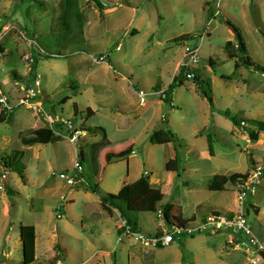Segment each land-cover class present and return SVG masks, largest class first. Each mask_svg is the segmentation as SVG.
<instances>
[{
    "label": "rangeland",
    "instance_id": "374dc122",
    "mask_svg": "<svg viewBox=\"0 0 264 264\" xmlns=\"http://www.w3.org/2000/svg\"><path fill=\"white\" fill-rule=\"evenodd\" d=\"M103 1L107 8H113L107 15L106 11L101 13L92 0L79 1L85 25L80 27L75 16L60 19L61 0H0V84L6 92L14 97L18 94L14 80L19 78L14 72H23L29 64L23 57L26 54H22L21 44L27 46L30 42L35 50L42 48L54 53V57L42 59L38 67L42 82L38 99L43 100L46 112L70 118L80 129L104 127L115 143L102 156L98 192L83 189L81 185L67 186L59 177L61 171L67 170V166L73 168L79 160L81 144L101 139V132L90 130L81 134L76 147L64 137L57 143L37 142L32 149H25L22 163L28 180L23 181L18 173L4 167L2 158L16 149L23 150L26 139H35L31 134L33 128L30 129L34 127L31 115L44 117L36 108L3 109L0 115V264L22 262V223L37 225L42 234L38 237V258L32 264H251L244 249H235L228 243L225 230L198 233L195 237L182 236L161 248L148 245L135 236L119 241L118 227L122 218L115 210H104L100 200L102 195L117 194L123 181L132 183L147 171L148 186L162 190L165 194L162 204L175 203L172 214L177 217L186 218L195 213L194 218H200L212 209L224 211L238 205L236 189L239 187L228 185L224 190H211L204 174L245 172L252 165L253 153L254 159L264 164V144L254 146V142L250 145L235 132L233 134V122L225 114L229 110L234 115L246 114L264 120V115H258L264 108L261 88L264 76L243 66L239 71L260 86L247 91V82L232 76L235 59L228 57L224 47L227 40L235 38L227 23L230 20L246 38L251 58L264 66V0ZM134 12L138 16L131 19ZM142 14L144 18L140 19ZM135 26L138 33L130 31ZM126 29L129 32L125 34ZM182 34L193 37L187 42L174 39ZM98 35L104 37L95 38ZM119 43L120 49H117ZM186 43L200 48L195 72L205 83L214 104L211 106L192 78L175 88L173 105L160 97V103L147 100L138 110L139 90L150 92L154 85L163 90L172 82ZM79 50L105 51L110 55L95 71L92 81L80 90L70 87L75 76L67 72L77 56L73 55ZM208 79L210 82L206 83ZM237 86L240 93L247 91L245 101L233 97ZM67 95L71 98L64 101ZM252 102L255 105L245 106ZM75 104L78 105L77 115ZM89 108L95 113L89 115ZM240 126L236 130L246 133V126ZM166 127L180 138L178 149L175 143L150 141L153 130ZM19 131L21 138L17 135ZM207 133L212 134L217 150L218 159L211 162L201 161L197 155L209 149ZM127 147L134 149L129 153H132L129 160L110 162L116 158H111L109 153ZM188 148L196 151L188 154ZM174 149L178 150L182 165L179 172L172 173L165 163L175 157ZM82 165L85 175L91 176L88 162ZM4 172L7 176L3 178ZM171 174L174 178L169 184ZM262 188L259 185V192L253 199L248 197L242 208L247 207L250 199L262 206ZM143 206L141 212L132 213L139 230L146 234L162 230L158 211L148 210L146 201ZM248 208L250 223L261 222L253 208ZM47 238L50 239L48 245L44 244ZM51 252L55 255L49 258ZM262 256L258 264H264V253ZM58 258L62 261L58 262Z\"/></svg>",
    "mask_w": 264,
    "mask_h": 264
},
{
    "label": "trees",
    "instance_id": "16d2710c",
    "mask_svg": "<svg viewBox=\"0 0 264 264\" xmlns=\"http://www.w3.org/2000/svg\"><path fill=\"white\" fill-rule=\"evenodd\" d=\"M80 0H61V8L63 10L62 16L60 19H69L70 17H76L80 27H83V12L80 7ZM95 3V6L99 9L101 13L107 8L106 4L103 0H92ZM228 25H230L231 29L235 33V40H227L225 43V50L230 59L238 58L235 64V71L232 76L238 75L239 68L243 66L252 67L255 70L264 72V66L260 63H257L254 59L251 58L248 52V44L246 38L244 37L241 29L233 24L230 20H227ZM191 34H182L176 36L174 39L176 41H184L192 39ZM54 53H50L48 51H41L39 49L33 50L32 59L30 57L26 58V61L29 62L30 72L28 77L30 80L34 81L36 76L37 65L40 60L52 58L54 57ZM241 60V61H240ZM213 64V63H212ZM14 76L19 78L18 80H22L25 78L20 75L18 72H14ZM27 78V77H26ZM226 78H230L227 76ZM188 79L186 76V72L184 69H180V72L177 73L169 86L165 89L166 98H162L167 103L173 105V93L175 88L178 85H182L184 81ZM196 84L200 89L201 93L213 103V99L210 96L209 92L205 87V83L200 80V76L198 72H196L195 76ZM29 81V80H27ZM210 82L208 79L206 83ZM205 82V81H204ZM73 87V85H72ZM155 90H158V86L154 87ZM68 97H65L66 101ZM75 115L78 114V105L75 104ZM94 113L92 108L88 109V114L92 115ZM225 114L231 118V120L237 124L241 125V122L244 120L243 117L232 114L229 110L225 111ZM55 117V116H54ZM249 122H252L257 125V130H250L249 134L252 140H257L259 138V131L264 130V120H258L254 118H246ZM55 128H61L63 126L62 121H55ZM81 130H90L91 132H101V139L88 143L86 146H80L81 150L79 151L78 157L79 162L87 161L90 167L91 176H86L83 171V176L85 177V182L81 184L86 190H90L93 192H98L100 186V178L103 169V161L102 156L105 150L114 146V142L109 138V135L104 127L101 126H90L83 127ZM31 134L38 139L41 143L48 144L51 142L60 141L63 139L62 136H58L55 134L54 129L50 125H46L40 127L36 130H32ZM150 141L153 143H175L178 149V146H181L179 143L180 138L178 135L169 127L159 128L153 130L149 135ZM210 152L213 154V144L210 141ZM131 152L130 148L120 150L119 152L109 153L111 158L115 157L116 160L122 159L126 157ZM24 156V151L22 149H16L7 157H3V164L6 169H10L18 173V175L25 180L24 166L22 163V159ZM108 156V157H109ZM251 161L254 163L253 157L251 156ZM255 164V163H254ZM181 159L179 156V152L177 150V156L175 158H171L166 162V169L168 171H177L181 169ZM247 173H231V174H217L214 175L210 179V189L211 190H221L224 188V184L227 182L237 183L240 182V178L246 177ZM149 184V173H143L138 179H136L132 183H125L123 187L119 190L117 194L110 193L107 195L101 196V206L107 212H112L113 210L117 211L121 218L126 219L129 224H131L133 231L137 232L139 230L138 222L133 219L132 213L141 212L144 210L143 202H147V209L150 211H158L163 208L165 219L168 223L179 222L181 224H187L191 219H185L181 217L174 216L172 214L171 203L162 204V200L164 198V193L161 189H154L148 186ZM145 190H144V189ZM144 190V191H143ZM143 191V192H141ZM161 204L163 207L161 208ZM121 229H118V232ZM198 233H193L191 235H187L185 237L191 236L195 237ZM211 234V233H209ZM20 235L21 241L23 244V259L19 264H32L36 260V240H37V231L36 226L34 224L22 223L20 225ZM158 247H164L162 244H159ZM61 260L58 258L57 261Z\"/></svg>",
    "mask_w": 264,
    "mask_h": 264
},
{
    "label": "built area",
    "instance_id": "2783aa9c",
    "mask_svg": "<svg viewBox=\"0 0 264 264\" xmlns=\"http://www.w3.org/2000/svg\"><path fill=\"white\" fill-rule=\"evenodd\" d=\"M185 42H187V40H185ZM34 43L37 45L35 40ZM199 49V46H193L189 43L185 44V51L177 73H179L182 68L185 70L188 79L195 78V68L198 66L200 59ZM39 50L44 52L42 48H39ZM28 57L32 59V53ZM102 59V56H100L97 60L99 61ZM14 86L17 88L18 92L15 97L6 92L4 87L0 84V104L5 111H11L17 106L36 108L37 111L41 113V115H43V117H45L49 122V125L54 129L56 135L68 137L69 140L75 144V146L78 145L83 130L76 127L72 122L73 120L70 118H59L58 116L52 117V115L44 109L43 100L38 99V95L41 94V81L39 77H37L34 81L15 79ZM153 93L158 94L161 98H166L165 89L151 92H146L141 89L137 93L140 103L145 104L147 100H149L148 95ZM11 96L14 98L12 99ZM54 120L62 121L63 126L61 128H55ZM241 124L243 126L247 125L245 120H243ZM83 171V165L79 162V160H77L72 169L61 171L59 173V177L65 181L67 186L76 187L85 182ZM144 173L148 174L147 171ZM246 173V177L240 178V182H238L239 189L237 191V203L241 208L243 207L246 199L250 195L257 192L258 186L261 184L264 176V164L257 163ZM6 176L7 173L4 172L2 177L4 178ZM62 198H65V196L62 195ZM61 206L62 205L59 204V207ZM158 216L162 218L163 229L152 234H146L141 231H133L131 224H129L126 219L122 218V223L118 227V229H121V231L118 232V240L122 241L125 237L135 236L148 245L158 247L159 244H162L163 246L171 244L177 238L191 235L193 233L209 232L212 234L225 230L228 232V242L230 245L235 249H244L249 263L258 264L263 259L262 253H264V238L256 234L248 219V213L244 211L243 208L239 212H235L233 214L215 210L199 220L189 221L185 225L179 222L168 223L165 219L163 209L158 210Z\"/></svg>",
    "mask_w": 264,
    "mask_h": 264
},
{
    "label": "crops",
    "instance_id": "0c3cea01",
    "mask_svg": "<svg viewBox=\"0 0 264 264\" xmlns=\"http://www.w3.org/2000/svg\"><path fill=\"white\" fill-rule=\"evenodd\" d=\"M117 4V3H116ZM114 8H115V6H114ZM135 8V7H134ZM133 8V9H134ZM113 10V8H106L104 11H106L105 12V15H107V14H109V11L111 12ZM137 16L138 15H136L135 16V12L132 14V18L131 19H133L134 17L135 18H137ZM144 18V15L142 14V15H140V19H143ZM85 26V25H84ZM132 33H138L139 32V29L135 26V27H132V29L130 30ZM129 32V29H126V32H125V34L126 33H128ZM231 34H233V36H235V33H234V31L232 30L231 31ZM92 35H90V37H91ZM179 36V35H178ZM102 37H104V36H101V35H98V36H96L95 38H102ZM175 38V37H174ZM231 40H235V38L234 39H231ZM93 41H97L96 39H94ZM120 44L121 43H119L118 44V46H117V49H120ZM20 49H21V52H22V54H26L25 56H23L25 59L28 57V56H30L31 55V53L33 52V50H35V47L29 42L28 43V45L27 46H25V44L23 45V44H21L20 45ZM98 54V55H97ZM77 55V56H76ZM102 56V60H97L99 57H97V56ZM73 56H76V58H74L73 59V62H72V66H70V67H67V72H68V74H70V75H73V76H75V77H73L72 78V80H71V82H70V87H72V85H73V89H82V87H84V85H87L88 84V82H91L92 81V79H93V74L95 73V71L98 69V68H100V65H102V63L110 56L109 54H107L105 51H101V52H99V53H93L92 51L91 52H89V51H84V50H79V51H77V52H75V54L73 55ZM182 59V58H181ZM181 59L179 60V61H177V63H176V66H175V75L177 74V71H178V68H179V64H180V62H181ZM238 60V58H235V64H236V61ZM40 62H41V60L39 61V63H38V65H37V70H36V76L38 77V67H39V64H40ZM210 62H211V60H210ZM211 65L212 66H214V64H212L211 63ZM108 66L109 67H111L112 68V65L110 64V63H108ZM242 67H243V65L239 68V70H242ZM247 67V66H246ZM249 68V70H255L254 68H252V67H248ZM258 73L260 72L263 76H264V72H261V71H258V70H256ZM18 72V71H17ZM29 72H30V65L28 64V67H27V69H25L23 72H18L20 75H22V76H24L25 78H22V80H29V81H31L30 80V78L28 77V75H29ZM174 75V76H175ZM27 77V78H26ZM237 78H238V80H242L244 83H246L247 82V88H246V90L248 91V90H251V91H253V89L254 88H256V87H260L259 85H257L258 84V82L256 81V80H249L247 77H245L244 76V72L243 71H238V75H237ZM244 78H245V80H244ZM249 80V81H248ZM41 81V80H40ZM2 85V84H1ZM41 85H42V82H41ZM156 85H154L153 86V90L152 91H156L155 89H154V87H155ZM167 86H164V88H166ZM263 90H264V86H262L261 87ZM85 90H87V89H85ZM246 90H244L243 92H241L240 93V88H239V86H237V91L235 92V93H233V95H235V96H233V97H238L240 100H242V101H245V94H248L247 93V91ZM151 92V91H150ZM174 92H175V90H174ZM65 97H68V99H70L71 97L69 96V95H67V96H65ZM64 97V98H65ZM173 99H174V93H173ZM213 99V98H212ZM149 100H151V101H153V102H157V103H160V101H161V99L159 98V99H149ZM174 101V100H173ZM209 101V100H208ZM209 103H210V101H209ZM211 104V106L214 104V99H213V103H210ZM145 105V104H144ZM253 105H255V103L254 102H252V103H247L245 106L246 107H251V106H253ZM25 107H27V108H29L28 106H25ZM143 108V104H139L138 106H137V109L138 110H141ZM26 109V108H25ZM3 111V107H2V105H0V115H1V113H3L2 112ZM93 111H94V109H93ZM263 112H264V108H261L260 109V111L258 112V115L259 116H263L264 114H263ZM94 113H95V111H94ZM93 113V114H94ZM52 114V117H54V116H56V113L54 114V113H51ZM54 115V116H53ZM31 116H33V118H34V127H30V129L31 128H33V129H31V130H36V129H38V128H40V127H43V126H46L47 125V120H46V118L44 117V119H41L40 117H39V115L38 114H33V115H31ZM35 116V117H34ZM240 117H243L244 118V120L247 122V125H246V133H241L242 131L241 130H236V128H241V126L240 125H237V124H235L233 121V130H232V132H233V134H234V132L236 133V135L237 136H241L242 137V139H245V140H247V142H248V144H250V145H252V143H254L255 142V145L254 146H257V145H259V144H264V130H260L259 131V138L257 139V140H253L252 141V139H251V137H250V134H249V131L252 129V130H257L258 129V127H257V125L256 124H254V123H252V122H249L246 118H249V119H251V118H254V119H258V118H256V117H254V116H249V115H241ZM230 118V117H229ZM231 119V118H230ZM167 119H165V121H166ZM258 120H263V119H258ZM207 127V126H206ZM29 129V128H28ZM201 130H205V128H202ZM241 131V132H240ZM86 132V130H83V133H85ZM207 131H205V133H206ZM19 134V138H21V137H23V136H20V131L17 133V135ZM207 137H208V140H209V144H210V141L212 142V144H213V149H214V152H213V154L210 152V146H209V149H205V150H203V152H202V154H200V153H198L197 155H198V157H199V160H206V159H208L209 160V162H211V161H213V160H215V159H218L217 158V150H216V147H215V145H214V139H213V137H212V134L211 133H207ZM63 139H64V137H63ZM62 139V140H63ZM62 140H60V141H62ZM30 141V139H26V141H25V143H24V147H23V151L25 150V149H27V150H29V149H32L33 148V145L34 144H36L37 142H39V143H41L38 139H34L33 141H30L31 143H28ZM60 141H56V142H51V143H57V142H60ZM97 141V140H96ZM92 142H94V141H92ZM133 142V141H132ZM88 143H91V142H88ZM88 143H85V144H81L80 146H82V147H84V146H86ZM42 144H44V143H42ZM166 144H171V142L170 143H166ZM76 147V146H75ZM177 147V146H176ZM176 147H175V149H176ZM127 148H130L131 149V152L133 153L134 152V149H133V147H127ZM126 148V149H127ZM172 150L173 152H174V154H175V157L177 156V150ZM106 151V150H105ZM196 151V149H194V148H188L187 149V153L188 154H190V153H194ZM105 153V152H104ZM103 153V154H104ZM131 153V154H132ZM25 154V153H24ZM131 154H128L126 157H124V158H122V159H127V160H129L130 159V156H131ZM253 156V160H254V163L255 164H257V163H259L256 159H254V153L252 154ZM175 157H171V158H175ZM170 158V159H171ZM120 160V159H119ZM169 160V159H168ZM167 160V161H168ZM113 161H117L116 159L115 160H110V162H113ZM166 161V162H167ZM253 162H252V165H251V167L247 170V171H249L255 164H254ZM165 167H166V163H165ZM72 167H70V166H67L66 167V169L68 170V169H71ZM231 169V168H230ZM24 170H25V168H24ZM247 171H245V172H247ZM7 173H8V170L6 171ZM170 172H175V171H170ZM245 172H240V171H234V172H231V173H245ZM231 173H213V174H211V173H209V174H204L205 176H207L208 177V184H209V187H210V179L214 176V175H217V174H231ZM178 175H179V173H178ZM173 178H174V175L173 174H171V177H170V179H169V181H168V183L169 184H172V182H173ZM25 180H28L27 179V177H26V174H25ZM25 180H23V181H25ZM121 180H122V177H121ZM262 183L260 184V188H261V185H262V189L264 190V176H263V178H262ZM186 183V182H185ZM125 184V181H123V183H122V185H119V190L123 187V185ZM228 185H232L233 187H236V188H238V184L237 183H232V182H227V183H225L224 184V188L223 189H221V190H224V189H226V188H228L227 186ZM84 189V188H83ZM162 191V190H161ZM219 191V190H218ZM238 190L236 189V204H238L237 203V195H238V192H237ZM259 192V190L257 191V193ZM165 195V194H164ZM256 194H252V195H250L249 196V198H251V199H253L254 198V196H255ZM249 200L247 203H246V208H243L244 209V211H246L247 213H249V210H250V208H248V206H250V207H252L253 208V210H254V212H255V214L257 215V217H258V219L261 221V222H256V223H254V224H252V226H253V228H254V230H255V232L259 235V236H261V237H263L264 238V204L261 206L259 203H257V202H254V201H252V200ZM172 205H174L175 203H171ZM242 208L239 206V205H236V207L234 208V207H227V210H224L225 212H228V213H230V214H233L235 211H238V210H241ZM215 210H220V209H212V211H215ZM211 211V212H212ZM220 211H223V210H220ZM174 215V214H173ZM194 215H196L197 216V214H190V215H187L186 216V218L185 219H191V220H199L200 218H202V217H204V216H206L205 214H203L200 218H198V217H196V218H194L195 216ZM175 216V215H174ZM36 226V231H37V240H36V258H38V237H39V234L40 235H42L40 232H38V228H37V225H35ZM50 238V237H49ZM49 238H47L45 241H44V244H50V239ZM229 243V242H228ZM55 255V253L54 252H51L50 254H48V257L50 258V257H53ZM59 261H62V260H59ZM58 261V262H59ZM58 264V263H57Z\"/></svg>",
    "mask_w": 264,
    "mask_h": 264
},
{
    "label": "water",
    "instance_id": "95a60500",
    "mask_svg": "<svg viewBox=\"0 0 264 264\" xmlns=\"http://www.w3.org/2000/svg\"><path fill=\"white\" fill-rule=\"evenodd\" d=\"M148 98H149V99H159L160 96H159L158 94L153 93V94H149V95H148Z\"/></svg>",
    "mask_w": 264,
    "mask_h": 264
}]
</instances>
